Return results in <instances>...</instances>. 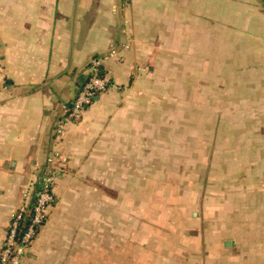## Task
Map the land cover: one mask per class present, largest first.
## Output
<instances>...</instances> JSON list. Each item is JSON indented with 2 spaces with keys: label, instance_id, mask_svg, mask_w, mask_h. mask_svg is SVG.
<instances>
[{
  "label": "crops",
  "instance_id": "obj_1",
  "mask_svg": "<svg viewBox=\"0 0 264 264\" xmlns=\"http://www.w3.org/2000/svg\"><path fill=\"white\" fill-rule=\"evenodd\" d=\"M112 51L103 64L112 87L59 137L63 107L87 81L91 59ZM148 71H162L165 106L178 110L186 140L189 107L197 127L211 123L212 153L200 144L201 157L260 170L262 179L243 186L263 188L264 206V0H0V246L30 195L29 173L54 154L59 168H140L141 160L150 168L157 151L172 155L170 119L158 138L155 119L127 117L119 104L118 95L148 89L139 85ZM64 175L55 172V183ZM53 195L25 264L75 236L66 197Z\"/></svg>",
  "mask_w": 264,
  "mask_h": 264
},
{
  "label": "rangeland",
  "instance_id": "obj_2",
  "mask_svg": "<svg viewBox=\"0 0 264 264\" xmlns=\"http://www.w3.org/2000/svg\"><path fill=\"white\" fill-rule=\"evenodd\" d=\"M139 85L148 89L118 95L119 104L127 117L155 119L158 138L167 135L162 119H170L172 155L157 151L150 168L141 158L140 168H55L65 175L54 190L66 197L77 227L39 264H264L263 188L243 186L262 179L260 170L249 174L227 168L222 156H200V144L212 153L211 123L197 127V112L189 107L186 140L178 110L165 106L162 71H148ZM172 95L178 100L181 94ZM46 169L32 168L26 192L36 189ZM6 239L7 233L0 250ZM29 259L27 249L20 264Z\"/></svg>",
  "mask_w": 264,
  "mask_h": 264
},
{
  "label": "built area",
  "instance_id": "obj_3",
  "mask_svg": "<svg viewBox=\"0 0 264 264\" xmlns=\"http://www.w3.org/2000/svg\"><path fill=\"white\" fill-rule=\"evenodd\" d=\"M115 56L116 53L112 51L107 56H95L91 59L87 81L73 103L63 107L62 116L59 118L56 126V134L59 137L64 135L69 125L80 122L83 119L85 112L92 105L96 96L112 87L111 78L105 74L103 64L107 59ZM60 161L61 157L58 154H54L48 159L47 169L41 180L40 188L36 193L32 221L21 243L18 244L16 236L19 220L22 214L26 212L33 192L30 195L25 194V202L20 206L16 214L13 215L8 228L5 246L0 250V264H20L21 255L25 253L31 241L37 236L40 228L45 223L47 210L54 201L55 168H59Z\"/></svg>",
  "mask_w": 264,
  "mask_h": 264
},
{
  "label": "trees",
  "instance_id": "obj_4",
  "mask_svg": "<svg viewBox=\"0 0 264 264\" xmlns=\"http://www.w3.org/2000/svg\"><path fill=\"white\" fill-rule=\"evenodd\" d=\"M40 185H41V182L39 181L37 186H36V189L32 193V198L30 200V203L28 205L26 212L22 214V216L19 220L17 236H16V241L18 244L21 243V241L24 238V236H25V234H26V232L30 226V223L32 221L33 207H34V204L36 202V193L39 190Z\"/></svg>",
  "mask_w": 264,
  "mask_h": 264
},
{
  "label": "water",
  "instance_id": "obj_5",
  "mask_svg": "<svg viewBox=\"0 0 264 264\" xmlns=\"http://www.w3.org/2000/svg\"><path fill=\"white\" fill-rule=\"evenodd\" d=\"M99 97L98 96H96L95 97V100H97ZM227 246H230V243L229 242H227Z\"/></svg>",
  "mask_w": 264,
  "mask_h": 264
}]
</instances>
